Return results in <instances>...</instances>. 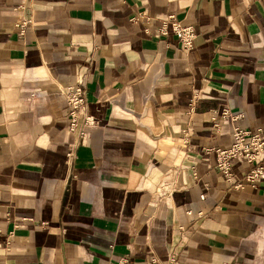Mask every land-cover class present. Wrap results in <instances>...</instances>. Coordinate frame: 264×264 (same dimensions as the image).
I'll return each mask as SVG.
<instances>
[{"label":"crops","instance_id":"obj_1","mask_svg":"<svg viewBox=\"0 0 264 264\" xmlns=\"http://www.w3.org/2000/svg\"><path fill=\"white\" fill-rule=\"evenodd\" d=\"M224 108L264 134V0H0V264H264Z\"/></svg>","mask_w":264,"mask_h":264},{"label":"built area","instance_id":"obj_2","mask_svg":"<svg viewBox=\"0 0 264 264\" xmlns=\"http://www.w3.org/2000/svg\"><path fill=\"white\" fill-rule=\"evenodd\" d=\"M159 29V35L166 37L169 30L177 37L183 50L189 51L193 46L195 33L192 27L183 26L172 16L163 20ZM62 94L70 108V129L78 120V116L85 108V100L80 89L67 88ZM241 115L232 116L228 108L221 110L217 117L212 120L217 122L214 126L219 127L220 120H229L231 128V141L228 147L215 151V169L223 176L226 182L233 183L232 165L235 162L247 163L252 169L245 175L243 182L236 184L235 188H243L245 185L254 187L259 181L264 180V134L261 130L251 132L236 125ZM203 198V197H202ZM172 264V262L170 263Z\"/></svg>","mask_w":264,"mask_h":264}]
</instances>
